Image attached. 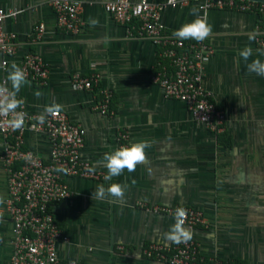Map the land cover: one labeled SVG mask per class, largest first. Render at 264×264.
I'll list each match as a JSON object with an SVG mask.
<instances>
[{
	"label": "crops",
	"instance_id": "crops-1",
	"mask_svg": "<svg viewBox=\"0 0 264 264\" xmlns=\"http://www.w3.org/2000/svg\"><path fill=\"white\" fill-rule=\"evenodd\" d=\"M77 1L82 26L71 34L56 27L45 0H0V8L20 11L2 24L4 31L15 34L17 44L16 55L0 67V81L11 90L7 77L12 64L19 65L28 53L37 55L47 76L40 84L27 81L17 98L35 114L50 104L62 105L60 112L85 130L80 158L102 175L98 181L66 180L71 196L53 210L67 237L56 246L57 256L84 264H168L147 258L144 251L152 244L162 249L173 245L163 234L176 221L157 207L182 206L202 213L203 224L190 229V241L203 259L215 255L229 264H264V76L246 67L252 60L262 61L254 44L256 15L227 9L206 14L211 52L203 63L202 86L224 114L222 131L214 135L151 83V74L163 63L158 46L128 37L102 9L112 0ZM185 1L161 12L166 32L196 18L192 0ZM90 18L99 23L91 26ZM39 25L42 33L36 36ZM245 47L252 49L248 61L239 56ZM73 76L97 82L90 90L78 91L71 86ZM106 91V112L100 113ZM22 137L26 149L47 159L45 137L28 130ZM139 141L150 144L146 160L134 172L105 179L104 154ZM117 183L125 186L123 200L91 196L99 187ZM5 196L0 159V198ZM9 233L0 203V264H8Z\"/></svg>",
	"mask_w": 264,
	"mask_h": 264
},
{
	"label": "built area",
	"instance_id": "built-area-1",
	"mask_svg": "<svg viewBox=\"0 0 264 264\" xmlns=\"http://www.w3.org/2000/svg\"><path fill=\"white\" fill-rule=\"evenodd\" d=\"M55 16L56 27L76 34L80 31L82 5L77 0H45ZM187 1L164 0L152 3L146 0H112L104 2L102 9L116 23L123 26L128 37L147 39L158 46V56L162 64L151 74L150 81L158 86L165 99L181 103L192 121L217 135L223 128V111L218 107L213 95L202 86L203 63L211 49L206 39L178 40L160 20L164 9H175ZM201 19L209 10L227 9L256 15L254 44L264 62V1L263 0H192ZM20 11L0 8V67L16 55V36L6 32L2 24L14 19ZM42 33V26L36 28V36ZM38 38V37H36ZM26 75V80L40 84L47 76V70L40 58L32 53L25 55L18 65ZM96 78L73 76L71 86L82 91L96 85ZM0 86H6L1 79ZM110 94L102 92L100 113L106 112ZM19 99V98H17ZM21 100V99H20ZM25 112L24 126L15 130L9 126L11 116H0V159L5 172L6 196L2 202L10 223L8 264H84L78 260H62L56 254V246L65 243L67 237L55 221L54 206L71 196L67 179L78 178L98 181L102 175L94 171L90 164L80 158L85 130L71 123L66 115L59 112L47 116L44 124L29 113L25 105L16 109ZM44 113V112H43ZM42 114V113H41ZM31 131L46 138L49 146L48 157L43 160L24 147L23 133ZM92 169V171H88ZM180 206L157 207V211L174 218L175 209ZM187 217L184 227L192 229L203 224L199 210L184 207ZM175 219V218H174ZM169 252L165 257L164 253ZM147 258L166 261L168 264H229L215 255L207 258L198 254L192 241L173 244L162 249L152 244L144 251Z\"/></svg>",
	"mask_w": 264,
	"mask_h": 264
},
{
	"label": "clouds",
	"instance_id": "clouds-1",
	"mask_svg": "<svg viewBox=\"0 0 264 264\" xmlns=\"http://www.w3.org/2000/svg\"><path fill=\"white\" fill-rule=\"evenodd\" d=\"M191 14L196 18L190 22L181 25L178 29L172 32V36L178 40H196L197 42H203L207 39L211 33L212 28L206 20L201 19L197 15V9L193 8ZM91 26L95 27L99 21L94 18L89 19ZM239 56L248 61L252 56V49L245 47L240 51ZM239 60H237V65ZM12 70L9 72L7 79L11 82L12 88L9 90L7 87L0 86V116L8 117L11 119L8 121L10 127L15 130H19L24 126L26 113L23 111L17 112L16 109L23 105V101L17 99V95L21 87L27 83L25 72L15 63L12 64ZM247 70L251 73H255L258 76H264V62L260 59L252 60L251 63L246 65ZM37 97L41 94L35 93ZM62 110V105L50 104L45 107L44 113L40 114L37 119L42 125L45 122L47 116H56ZM150 147L148 141H139L132 143L130 146H123L115 150L112 153H106L103 156V166L107 169V175L105 179L111 180L113 177L120 176L125 170L129 173L134 172L137 165L143 163L146 160L145 149ZM92 171V169H88ZM111 196L115 199L123 200L125 196V186L120 184H111L107 189L102 186L99 187L91 196L95 198H104L105 196ZM3 202V198H0V203ZM187 217V210L184 207H177L174 212V218L176 223L171 225L169 230L163 234L165 241L172 244L186 243L192 238V232L184 227V222Z\"/></svg>",
	"mask_w": 264,
	"mask_h": 264
},
{
	"label": "trees",
	"instance_id": "trees-1",
	"mask_svg": "<svg viewBox=\"0 0 264 264\" xmlns=\"http://www.w3.org/2000/svg\"><path fill=\"white\" fill-rule=\"evenodd\" d=\"M164 256L165 257H168L169 256V252L167 253V252H165L164 253ZM152 258H154V257H152ZM155 259V258H154ZM204 262L206 263L207 262V258L206 257H204Z\"/></svg>",
	"mask_w": 264,
	"mask_h": 264
}]
</instances>
